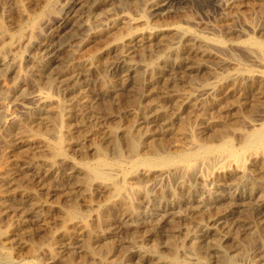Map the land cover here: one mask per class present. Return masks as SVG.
<instances>
[{
	"label": "rangeland",
	"instance_id": "374dc122",
	"mask_svg": "<svg viewBox=\"0 0 264 264\" xmlns=\"http://www.w3.org/2000/svg\"><path fill=\"white\" fill-rule=\"evenodd\" d=\"M67 1L0 0V78ZM79 1L91 31L0 98V264H264V0Z\"/></svg>",
	"mask_w": 264,
	"mask_h": 264
},
{
	"label": "bare ground",
	"instance_id": "6f19581e",
	"mask_svg": "<svg viewBox=\"0 0 264 264\" xmlns=\"http://www.w3.org/2000/svg\"><path fill=\"white\" fill-rule=\"evenodd\" d=\"M128 0H96L93 4L95 7L97 8H105L106 6H111L112 8H114L115 12L120 15L121 17L125 18L127 15H126V11H127V7H126V3H127ZM140 3H142L143 6H148L149 8L152 7L151 11L153 12V15H155V13L159 12L161 9L159 7H157L154 2L156 0H139ZM138 1V2H139ZM142 1V2H141ZM82 2L83 1H79V0H68L67 1V6L64 10H62L60 14H55L53 15L54 18L51 19L53 22L54 25H57L56 27H58L57 29H59V32L57 31V33L55 32L53 35L50 33L48 35V33L50 32V29L52 28L51 24L48 23L46 25V28L45 30L43 31H39L38 33L36 32L37 35H34L33 39H32V43H30V45L32 44V48L34 47H37L41 50V56L38 57L37 55V58H34L36 57L35 56H31L29 52H25V54L22 55V57H20L21 59H17L18 61L15 63V65L12 67V68H9V71L8 74L12 75V78L9 79L7 76L6 78H0V98L4 96V99H5V93L11 88H12V85H16L17 82H20L21 80H25V77H28L27 75H30L29 77L32 78L31 74L32 72H34L35 74H44L45 72L47 73V71H49V68H51L52 65H54V63L56 62L55 61V57L59 54V52H63V50L66 48L67 45H69V43H71V41L75 38V37H78V36H82V35H85L87 33H89L91 31V28L90 26L88 25V20L89 18L86 17V16H81L80 18H78V20L76 21H72L70 20V15H72L73 13L75 12H78V15H79V9L82 7ZM176 2V1H175ZM137 3V2H135ZM139 3V4H140ZM173 1H170L169 4H172ZM126 4V5H125ZM114 6V7H113ZM87 7V6H86ZM96 8V9H97ZM108 8V7H107ZM106 9V8H105ZM104 9V10H105ZM110 9V8H109ZM82 11V10H81ZM94 11V10H93ZM90 12V11H89ZM88 12V14H89ZM82 13V12H81ZM95 13V12H94ZM93 14V13H92ZM128 14V13H127ZM87 15V14H86ZM90 15V14H89ZM114 15H116L114 13ZM129 16V15H128ZM78 17V16H77ZM138 17V16H137ZM142 19V17H140ZM120 19V18H119ZM123 20V19H122ZM138 20V19H137ZM90 21V20H89ZM133 21V19H132ZM135 19H134V23H135ZM141 22V20H140ZM42 29V28H41ZM93 29V28H92ZM80 39V38H78ZM74 44V43H73ZM30 47V46H29ZM28 47V48H29ZM30 49V48H29ZM71 49V48H70ZM32 50V49H31ZM39 50V51H40ZM29 51V50H28ZM33 55V54H32ZM57 59V58H56ZM58 65V64H57ZM56 65V66H57ZM54 69V68H53ZM32 71V72H31ZM51 71V69H50ZM3 73V72H2ZM5 73V72H4ZM50 74V73H49ZM47 76V75H46ZM53 76V75H52ZM33 77H36V76H33ZM45 77V76H44ZM71 78V77H70ZM29 80V79H28ZM35 82V81H34ZM45 84V83H44ZM50 83H47V86L44 85V88L42 89L40 87V89L37 88L35 89L36 91H34V94L31 92V94L34 95V100H35V103H36V100L38 102H45L48 99L51 98V93L50 91L48 90ZM11 86V87H10ZM22 87V86H21ZM19 88V87H18ZM51 89V88H50ZM34 90V89H33ZM13 93V92H12ZM8 95H10L8 93ZM30 95V94H29ZM53 96V94H52ZM7 97V95H6ZM22 97V96H21ZM17 99V97H15ZM32 98V100H33ZM53 98V97H52ZM3 99V100H4ZM26 99V98H25ZM28 99V98H27ZM9 100V99H8ZM19 100V99H18ZM54 100V99H53ZM1 101V99H0ZM6 101V100H5ZM20 101V100H19ZM23 101V100H22ZM13 101L11 100V103ZM18 102V101H17ZM51 102V101H50ZM20 103V102H18ZM16 103V104H18ZM25 102H21V104ZM8 104V103H7ZM6 104V105H7ZM14 104V102L12 103ZM28 107V106H26ZM264 133V132H263ZM262 133V138L264 136V134ZM224 138V137H223ZM249 138V137H248ZM217 139V138H216ZM256 141L259 142V139H257ZM246 145L249 147H253V138L252 140L249 139L248 141H246ZM255 143V141H254ZM228 144V143H226ZM260 144V143H259ZM264 144V143H263ZM261 144V146L263 145ZM243 146V145H242ZM215 147V146H214ZM219 147V146H218ZM216 147V148H218ZM221 147V145H220ZM219 147V148H220ZM248 147H244V149H248ZM257 147V146H256ZM210 148V147H209ZM235 148V147H234ZM234 148L230 147V146H225V147H222L221 149L217 150L218 151V159L220 161H226V162H229L231 164H238L240 158L241 157V154H240V151L238 150H235ZM212 149H215L212 147ZM241 149V148H239ZM248 149V150H249ZM242 150V149H241ZM245 150V151H246ZM247 150V151H248ZM209 151V150H208ZM207 151V152H208ZM210 151H211V148H210ZM216 151V150H215ZM243 151V150H242ZM214 152V150L212 151ZM215 153V152H214ZM247 153V152H246ZM245 153V154H246ZM205 154V153H204ZM210 154V153H209ZM252 154V153H251ZM208 155V154H206ZM216 155V154H215ZM243 155V154H242ZM247 155V154H246ZM250 155V154H249ZM209 156V155H208ZM248 156V155H247ZM205 157V156H203ZM216 157V156H215ZM252 157V156H251ZM192 158V157H191ZM198 158V157H197ZM196 158V159H197ZM202 158V157H201ZM183 160V158H181ZM205 159V158H204ZM211 159V157L209 158ZM173 160V159H172ZM191 160L190 158H186L185 161H189ZM207 160V159H206ZM243 160V159H242ZM211 161V160H210ZM209 161V162H210ZM213 161V160H212ZM211 161V163H212ZM214 161H215V158H214ZM213 161V162H214ZM172 162V161H171ZM167 163H168V160H167ZM202 164V162H201ZM208 164V163H206ZM210 164V163H209ZM217 164H218V160H217ZM200 165V164H199ZM213 165V164H212ZM228 165V164H227ZM216 166V165H215ZM239 166V165H238ZM209 167V166H208ZM227 167V166H226ZM225 167V168H226ZM230 167V166H229ZM235 167V166H234ZM243 167V166H242ZM183 168V167H182ZM218 168V167H217ZM236 168V167H235ZM240 169V167H238ZM219 169V168H218ZM217 169V171H218ZM229 169V168H228ZM227 169V170H228ZM185 170V169H184ZM189 170V169H188ZM192 170V169H191ZM222 170V169H221ZM241 171H242V168H241ZM244 171V169H243ZM242 171V172H243ZM186 172V171H185ZM260 172V171H259ZM260 176V175H259ZM262 176V175H261ZM132 187V186H131ZM130 191V190H129ZM238 207V206H237ZM29 211V210H28ZM233 213V211H232ZM251 217V216H250ZM231 220V219H230ZM214 222V221H213ZM226 223V222H225ZM214 225H217V224H214ZM219 225V224H218ZM221 225L222 222H221ZM225 227V225H224ZM223 227V228H224ZM230 227V226H229ZM222 228V227H221ZM231 229V228H230ZM207 230V229H206ZM228 230V229H227ZM255 231V230H254ZM203 233V232H202ZM213 233V232H211ZM229 233V232H228ZM215 234V233H214ZM231 234V233H230ZM209 235V234H208ZM213 235V234H212ZM251 235V234H250ZM262 235V234H261ZM206 236V235H205ZM212 237V236H211ZM216 238V237H215ZM219 238V237H218ZM227 238V237H226ZM200 239V238H199ZM217 240V239H216ZM202 241V240H201ZM264 241V240H263ZM204 242V241H203ZM207 242V241H205ZM204 242V243H205ZM203 243V244H204ZM202 244V245H203ZM236 244V243H235ZM208 245V244H206ZM231 245V244H230ZM245 246V245H244ZM202 247V246H201ZM214 248V247H213ZM235 248V247H234ZM228 249V248H227ZM226 249V250H227ZM124 250V249H123ZM206 250V248L204 249ZM208 250V249H207ZM222 250V249H221ZM263 250V249H262ZM228 251V250H227ZM235 251V250H234ZM209 252V251H208ZM196 253V252H195ZM210 253V252H209ZM212 253V252H211ZM220 253V252H219ZM223 253V252H222ZM198 254V253H197ZM264 254V253H262ZM124 255V254H123ZM192 255V254H191ZM127 256V255H126ZM198 256V255H196ZM200 256V255H199ZM198 256V258H199ZM201 256H203V254H201ZM209 256V255H208ZM242 256V255H241ZM246 256V255H245ZM260 257V256H259ZM191 259V258H190ZM200 259V258H199ZM198 259V260H199ZM203 259V258H202ZM264 259V258H263ZM262 259V260H263ZM188 260V259H186ZM205 260V259H204ZM193 261V260H192ZM228 261V260H227ZM226 261V262H227ZM253 261V260H252ZM194 262V261H193ZM197 262V261H196ZM207 262V261H206ZM247 261H245L246 263ZM250 263V262H249ZM248 263V264H249ZM225 264V263H224ZM228 264V263H227Z\"/></svg>",
	"mask_w": 264,
	"mask_h": 264
}]
</instances>
